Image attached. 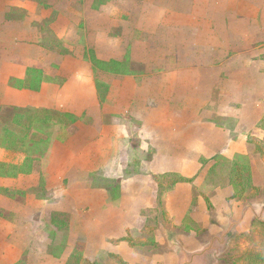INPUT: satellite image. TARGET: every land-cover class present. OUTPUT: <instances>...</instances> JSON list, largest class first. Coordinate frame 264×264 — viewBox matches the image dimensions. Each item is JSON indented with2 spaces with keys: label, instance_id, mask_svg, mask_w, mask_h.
<instances>
[{
  "label": "crops",
  "instance_id": "0c3cea01",
  "mask_svg": "<svg viewBox=\"0 0 264 264\" xmlns=\"http://www.w3.org/2000/svg\"><path fill=\"white\" fill-rule=\"evenodd\" d=\"M46 1L0 0V108L79 120L23 150L1 130L0 162L35 165L0 176L23 193L0 194V264H66L78 244L80 264H218L236 231L264 220V199L238 200L227 170L212 169L248 157L264 189V0ZM90 49L125 62L124 74L99 73L104 102ZM30 67L44 71L40 90L12 86Z\"/></svg>",
  "mask_w": 264,
  "mask_h": 264
},
{
  "label": "trees",
  "instance_id": "16d2710c",
  "mask_svg": "<svg viewBox=\"0 0 264 264\" xmlns=\"http://www.w3.org/2000/svg\"><path fill=\"white\" fill-rule=\"evenodd\" d=\"M89 57L93 65L94 72L96 73V87L101 102H104L109 86L106 82L99 79V73H111V74H124L125 62L109 60L105 61L98 58L96 52L93 49L89 50ZM44 81V71L39 68L30 67L27 71L26 78L23 80L13 79L11 85L16 88H27L34 91H39ZM5 110L11 113V117L8 122L5 121ZM7 132L6 142L7 147L10 149H24V144L28 140V146L31 147V143L36 140H42L47 143L54 132L56 125H69L76 123L79 118L68 112L59 110H53L48 108H36V107H15L4 106L0 108V123H3ZM216 165L212 169L217 168V163L220 162V167L226 169L230 183L234 186V197L240 201L248 202L254 199L258 190L253 185L252 173L250 164L244 161L243 158L238 157L232 161L223 158H216ZM35 165V159L26 156L21 164H12L0 162V176L6 178H17L20 175L31 174ZM171 174H165L170 176ZM176 177L174 174L171 177ZM159 179V178H158ZM179 181H191L182 177H177L172 181V184ZM115 184L114 191L119 187L117 182ZM40 185L43 187L44 183L41 180ZM166 189V188H165ZM160 187L159 201H161V195L165 190ZM0 194L11 198H16L23 193L19 190H15L11 187H5L0 185ZM26 193L24 192V195ZM43 197V195H40ZM3 214V209L0 207V215ZM52 224L61 230L68 228V218L66 213L54 212L52 214ZM257 231L259 235L264 239V220L257 219L252 228L242 235L237 237V240L243 236L249 239H254V232ZM83 244H78L74 250L72 256L66 264H80L83 258L82 250ZM237 250L235 248H229L222 257L221 264H264V255L261 252H246L240 253L236 256ZM87 264H107L103 262H87ZM120 264H125L120 262Z\"/></svg>",
  "mask_w": 264,
  "mask_h": 264
},
{
  "label": "rangeland",
  "instance_id": "374dc122",
  "mask_svg": "<svg viewBox=\"0 0 264 264\" xmlns=\"http://www.w3.org/2000/svg\"><path fill=\"white\" fill-rule=\"evenodd\" d=\"M44 5L49 7L48 1L45 0V4ZM99 79H100V77H99ZM10 117H11V113L9 111L5 110V115H4L3 119H5V121L8 122ZM262 126H264V123L262 124ZM4 128L5 127H4V120H3V123H0V133H1V130L4 129ZM258 146H259V144H257V148H261V146H259V147ZM244 161H247V162L250 163V159L248 157H246L244 159ZM258 167H259V165H258ZM259 171H260V167H259ZM258 175H259L258 176V180L263 181L264 180V176H261V172H259ZM163 178H164L163 179L164 184L165 183L169 184V182H172L173 180L176 179V177H174V176L173 177L164 176ZM161 188L165 189L166 187L162 186ZM255 198L256 199H258V198L259 199H264V189H263L262 192H258V194H257V196ZM157 211H158V215L156 217L157 218L156 219V221H157L156 224H157V227H158L160 225L158 223L163 221L166 218V211H165V209L163 207L162 201H160L158 203ZM255 221H256V219L254 221H252V223H251V225L249 227H242L241 229L236 231V233L234 234L233 237H230L228 239L226 245L223 246L222 249H220L221 250V252H219L220 261L218 262V264L222 263V257H223V255L225 254V252L229 248H235L237 250V252L235 253L236 256L239 255L240 253H246V252H261L264 255V239L261 237V235L258 234L257 231L254 232V239H249L246 236H243V237H241L240 239L237 240V237L239 235H242L243 233L248 232L252 228V225H253V223ZM212 233H214V231H212L211 234ZM211 234L209 233L208 229H200L199 230L200 237L203 236V235L207 237L208 235H211ZM107 264H114V263L109 261V262H107Z\"/></svg>",
  "mask_w": 264,
  "mask_h": 264
},
{
  "label": "water",
  "instance_id": "95a60500",
  "mask_svg": "<svg viewBox=\"0 0 264 264\" xmlns=\"http://www.w3.org/2000/svg\"><path fill=\"white\" fill-rule=\"evenodd\" d=\"M259 219H262V218H259ZM212 247V246H211ZM211 249V248H210ZM194 258V257H193ZM193 258L191 260H193Z\"/></svg>",
  "mask_w": 264,
  "mask_h": 264
}]
</instances>
